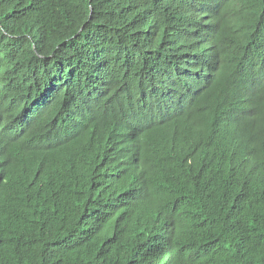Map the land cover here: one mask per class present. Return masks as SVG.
Returning <instances> with one entry per match:
<instances>
[{
  "label": "trees",
  "instance_id": "trees-1",
  "mask_svg": "<svg viewBox=\"0 0 264 264\" xmlns=\"http://www.w3.org/2000/svg\"><path fill=\"white\" fill-rule=\"evenodd\" d=\"M0 264H264V0H0Z\"/></svg>",
  "mask_w": 264,
  "mask_h": 264
}]
</instances>
